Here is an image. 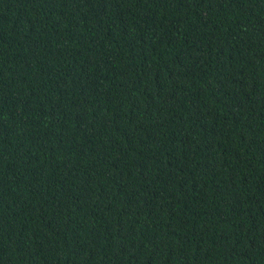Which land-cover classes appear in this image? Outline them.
Returning <instances> with one entry per match:
<instances>
[{"label": "trees", "instance_id": "16d2710c", "mask_svg": "<svg viewBox=\"0 0 264 264\" xmlns=\"http://www.w3.org/2000/svg\"><path fill=\"white\" fill-rule=\"evenodd\" d=\"M0 264H264V0H0Z\"/></svg>", "mask_w": 264, "mask_h": 264}]
</instances>
